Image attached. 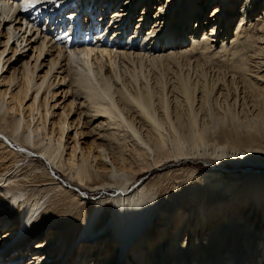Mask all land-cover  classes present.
Listing matches in <instances>:
<instances>
[{
  "label": "bare ground",
  "instance_id": "bare-ground-1",
  "mask_svg": "<svg viewBox=\"0 0 264 264\" xmlns=\"http://www.w3.org/2000/svg\"><path fill=\"white\" fill-rule=\"evenodd\" d=\"M62 1L0 0V264H264V180L227 187L203 174L195 216L154 242L156 194L137 179L139 168L154 173L170 158L214 169L264 160V1L104 0L74 24L76 37L65 12L80 18L70 6L82 15L89 0ZM214 64L232 80H208L200 67ZM215 95L242 116L214 105ZM64 187L80 190L76 207L87 211L74 230L57 218L72 196ZM240 195L251 202L241 206ZM246 205L249 217L239 212Z\"/></svg>",
  "mask_w": 264,
  "mask_h": 264
},
{
  "label": "rangeland",
  "instance_id": "rangeland-1",
  "mask_svg": "<svg viewBox=\"0 0 264 264\" xmlns=\"http://www.w3.org/2000/svg\"><path fill=\"white\" fill-rule=\"evenodd\" d=\"M91 1L92 0H89V2L86 4L84 14H82V15H80V11L78 10V8H81L82 5H80L79 7H76V8L74 7V4L72 6H70V7H73L71 10V12H73V17L72 16L71 17L75 18L77 15L80 16V18L77 17V19H69V21L67 20V22H66V25L68 24V31H71V33H73V35L75 37H76L77 32H76V27L73 28L74 24L79 20H81V24H82L84 22V19L86 20L92 16L93 11L96 9V7H99L98 9H102L105 6L104 4L101 5L104 0H99V1H101L99 4L97 3L99 1L95 2L93 7H92V3L94 0L92 1V3H91ZM262 1H264V0H262ZM65 6H67L66 3H65ZM141 8L142 7H140L138 9V12L140 14H141ZM213 8H215V7H212V9ZM89 9H91V11H89ZM195 9H197V8H195ZM98 11H97V13L94 14V21L100 20V22H101V19L99 18V16L101 15L100 14L101 10H98ZM69 13H70V9H69L68 14ZM50 14L52 15V13H50ZM155 14H156V12H154V11L151 12V16L152 15L154 16ZM194 15H195V13H193V16H192L193 19H195ZM135 17L138 18V17H140V15L137 14V15H135ZM47 19L49 20V17ZM57 19H58V17H57ZM57 19H55V22L57 21ZM135 20H137V19H135ZM46 22H45V20H43L40 23L41 27L49 28L50 25H47ZM55 22H54L53 26H55V28H56V26L59 23H55ZM194 24L195 23L193 21V24H192L193 27H190L191 29H193V31H195V29H196V27H195L196 25H194ZM86 26H87V23L85 24L84 28L82 29L83 30L82 32H84L85 34L79 33L81 35V39L84 42H85V39H87V37L89 39H92V35L89 33L87 34ZM97 30H99V29H97ZM193 31H191V32H193ZM96 36L97 35H95V37ZM103 37L104 36H102V37L100 36V38H99L100 41H104V42L109 41L108 37H105L104 39H103ZM99 39H98V41L95 40V42L98 43ZM100 44H102V43H100ZM200 70L202 71V73H204L206 75L208 80L211 79V81L212 80L217 81L218 79L221 81V79H223V77H225V76H227V78H225V80L227 79L226 80L227 82L232 80L228 76L229 71H227L226 68L224 70L223 67H218L215 64L214 65H206V66L203 65L200 67ZM215 71H216V73H215ZM215 96L212 99V103L214 105H216L220 108H228V109L232 110L234 115L235 114L236 115L242 114L241 111H239L240 106L238 104H237V106H236V104L233 105V101L231 100V98L228 99L225 96H220V95H217L216 97ZM224 98H226V99H224ZM58 101L62 102L61 97L58 98ZM224 102H225V105H224ZM222 105H224V106H222ZM233 106H235V107H233ZM60 112L61 111H57V114ZM84 131L88 132L86 127H84ZM165 158H167V156H165ZM31 159H33V160H30V162H33L34 165H42L41 162L39 163V160L37 158L31 157ZM175 160L176 159H174V158L163 160L160 169L158 171H155L154 173L144 172L147 170H141L140 168L137 171L138 172L137 179H139L140 183L144 181L145 185L150 186V188L153 189V192L156 194V205L158 204L157 205L158 208L156 207V209H158L160 211V212L156 211V216L158 217V215L161 214L159 219L155 218V221H154L156 223H157V221L160 223L157 225L155 223L154 227L149 231L150 233L154 232L153 236H151V239L154 242L158 239V237L159 238L161 236L163 237V235L167 231L168 225L172 228H173V226H174V228H176V226L185 219L184 215L192 214L193 216H195V213H197V203L194 201V199H195V197L198 198V196L196 195L197 191H198L197 190L198 186L195 184H196V180L198 179V177H201L203 174L213 173V174H216L217 176L223 177L225 180V186H227V187L229 185H234V184H235V186H242V185L247 186V185L251 184L252 182H254L258 179L264 180V160L263 159L257 160L260 162V165H258V166L254 165V167L249 166L250 164L245 166L244 163H240L239 161L234 163V164L233 163L228 164L227 162H225L224 168H222V169L221 168L220 169H214V168L208 167V164H205L201 160H197V161L192 160V162L184 161V162H182V164L177 163V161H175ZM28 162L29 161L25 162L23 167L24 168L27 167L30 169V166L32 167V163L28 164ZM218 170H220L221 172ZM140 171H143V172H140ZM49 177L51 179H54L61 187H62L63 183L67 185L66 181L55 173H54V175L53 174L49 175ZM252 186L253 185H251V187ZM61 187H59V188H61ZM67 187H69V185ZM251 187H248L247 190H244L243 194L250 192ZM239 188L236 191L237 193H241L240 191L242 189H239ZM64 189L67 192H71L73 197L71 196V198L63 199V206L58 209L59 215L57 218L59 219L61 225L69 227L72 230H74L78 226L77 217L82 215V214L87 213V211H85L86 208L81 209V208L76 207L77 202H78L77 199H80V198H78V197H80V195L77 194V192H76V190H79L78 188L72 187L71 190H73V191H69L65 187H64ZM228 190H230V187L228 188ZM82 194L85 196V199L87 201H90V200L94 199V198L92 199L91 196L95 195L96 193H92V195H89L87 192L83 191ZM110 195H114V192H111V193L99 192L97 194V196H98L97 198H100L102 196L109 197ZM214 197H216L215 200L217 202H220L219 200H224V199L227 202L229 200H231V198H228V194H225V196H223L224 199H222L221 197H218V196H214ZM239 200L242 201L241 206L244 205L245 203L251 202L249 199L247 200V198H245L244 196H241V195L239 196ZM204 202H205L204 204H206L207 200H205ZM192 203L194 205H192ZM209 204H208L209 206H207V207L209 209H211V208L213 209L216 207V205L218 203L211 200V202ZM248 207H249L248 205L240 207L241 210L239 212H240V214H242L241 216L247 215V217H249L251 215V213H249V211H248L249 210ZM223 210L224 209H219L218 211H216L214 217L222 216L224 214ZM251 210H252V208H251ZM259 214L260 213H258V215ZM258 218L255 219V221H254L255 224H256V221H258ZM26 219H27V217L23 218V221L20 222V224H22V225L26 224ZM107 222H108V219L106 218L103 220L102 224L105 225ZM170 222H171V224H170ZM25 230H30V228L25 229ZM202 232L206 233V230L205 231L203 230ZM198 234H199V232H198ZM208 234L209 233L205 234V236H208ZM196 235H197V233H196ZM197 239L198 238H195L193 240L192 245H194V243L197 241ZM39 240H41V239H39ZM39 240L35 241V243L38 242ZM35 243L30 245L31 248H33ZM223 255H221L219 258L221 261L223 260V257H222ZM212 263L217 264L215 262H212ZM125 264H126V262H125ZM178 264H194V262L192 260H183L181 262H178ZM233 264H236V263H233Z\"/></svg>",
  "mask_w": 264,
  "mask_h": 264
}]
</instances>
